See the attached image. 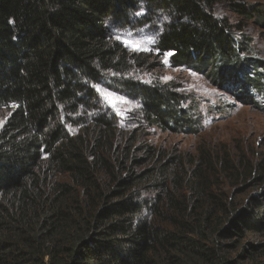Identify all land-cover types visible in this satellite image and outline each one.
<instances>
[{
  "label": "trees",
  "instance_id": "trees-1",
  "mask_svg": "<svg viewBox=\"0 0 264 264\" xmlns=\"http://www.w3.org/2000/svg\"><path fill=\"white\" fill-rule=\"evenodd\" d=\"M243 1L0 0V264H264V245L243 241L264 237V194L230 209L216 193L246 170L225 154L139 144L97 93L114 89L146 128L197 132L186 96L135 80L143 56L111 36L160 15L157 48L175 68L226 80L259 109L264 63L242 24L213 14L228 4L242 22L260 17Z\"/></svg>",
  "mask_w": 264,
  "mask_h": 264
},
{
  "label": "rangeland",
  "instance_id": "rangeland-1",
  "mask_svg": "<svg viewBox=\"0 0 264 264\" xmlns=\"http://www.w3.org/2000/svg\"><path fill=\"white\" fill-rule=\"evenodd\" d=\"M243 2L249 8H255L260 17L242 22L233 14L228 4L215 5L214 17L225 20L233 31L242 24L244 26L242 31L249 39L244 49L251 55V59L264 63V0ZM164 22L165 19L160 15L152 16L145 26L133 25L126 29L115 27L111 36L132 54L143 56L144 66L137 68L135 80L151 85L173 87L176 92L186 96L187 104L190 105V110L200 125L197 132L192 135H173L142 126L138 112L136 113L137 106L118 95L114 89L99 90L97 92L99 102L117 114L127 130L136 128L139 130L137 135L139 144L167 151L177 150L190 155H197L201 151H206L213 157L225 154L238 171L246 172L237 179H240L239 181L234 180L223 185L221 187L223 191L218 189L217 198L221 202L225 199L230 202L231 197L230 209L244 207L250 196L260 197L264 194V104L256 109L254 106L246 105V98L235 100L233 95L226 92V80L217 85L201 75L183 68H175L169 55L157 48ZM134 45H138V49ZM106 93L113 95L109 97ZM7 114L6 111H0V126ZM73 131L77 132V129L74 128ZM256 178L257 182L252 183V179ZM68 181V178L62 175L56 176L53 183L66 184ZM189 238L198 240L196 236ZM243 241L264 245V237L259 235L250 234ZM200 242L207 244L206 241ZM221 244L228 245L227 242ZM236 253L229 250L225 252L229 259Z\"/></svg>",
  "mask_w": 264,
  "mask_h": 264
},
{
  "label": "snow or ice",
  "instance_id": "snow-or-ice-1",
  "mask_svg": "<svg viewBox=\"0 0 264 264\" xmlns=\"http://www.w3.org/2000/svg\"><path fill=\"white\" fill-rule=\"evenodd\" d=\"M139 14H140V13H138V15H139ZM134 47H136V48L138 49L139 46H138V45H134ZM106 95L109 96V97H111L113 94H111V93H106Z\"/></svg>",
  "mask_w": 264,
  "mask_h": 264
},
{
  "label": "bare ground",
  "instance_id": "bare-ground-1",
  "mask_svg": "<svg viewBox=\"0 0 264 264\" xmlns=\"http://www.w3.org/2000/svg\"><path fill=\"white\" fill-rule=\"evenodd\" d=\"M242 97V96H241Z\"/></svg>",
  "mask_w": 264,
  "mask_h": 264
}]
</instances>
